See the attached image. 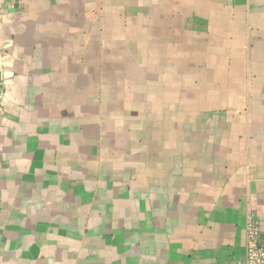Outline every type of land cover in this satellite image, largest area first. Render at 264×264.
I'll return each instance as SVG.
<instances>
[{
    "label": "crops",
    "instance_id": "0c3cea01",
    "mask_svg": "<svg viewBox=\"0 0 264 264\" xmlns=\"http://www.w3.org/2000/svg\"><path fill=\"white\" fill-rule=\"evenodd\" d=\"M1 83L0 264L264 243V0H0Z\"/></svg>",
    "mask_w": 264,
    "mask_h": 264
},
{
    "label": "built area",
    "instance_id": "2783aa9c",
    "mask_svg": "<svg viewBox=\"0 0 264 264\" xmlns=\"http://www.w3.org/2000/svg\"><path fill=\"white\" fill-rule=\"evenodd\" d=\"M0 88V122L4 113L6 92ZM245 264H264V243L261 240V223L255 213L249 212L245 223Z\"/></svg>",
    "mask_w": 264,
    "mask_h": 264
}]
</instances>
